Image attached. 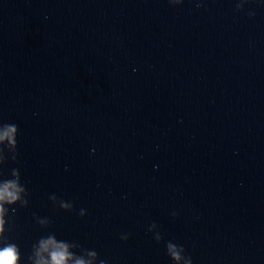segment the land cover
Wrapping results in <instances>:
<instances>
[{
	"label": "clouds",
	"instance_id": "1",
	"mask_svg": "<svg viewBox=\"0 0 264 264\" xmlns=\"http://www.w3.org/2000/svg\"><path fill=\"white\" fill-rule=\"evenodd\" d=\"M183 0H169L172 5H179ZM199 6V5H198ZM237 9L241 7L240 3L237 4ZM254 13H249V16ZM18 135L19 126L15 123L0 122V240L4 237L6 232V224L9 220L11 213L16 212V205L20 207L28 206V190L21 183V173L18 168H12L5 176L3 168L8 161L18 162ZM49 199L54 204H59V207L65 211H72L73 204L58 200L53 194ZM81 217L86 215V210L81 209L79 212ZM176 215L175 212L172 213ZM37 223L43 227H47L51 221L47 218H36ZM157 228L155 223L149 227V231ZM122 240H127L128 235H122ZM154 239L159 243L163 237L157 232ZM75 250H78L75 251ZM166 254L172 260L173 264H192V258L185 255V248L182 245H177L171 241L166 243ZM84 257H91L85 259ZM28 264H107V261L100 259L95 250H88L82 248L76 242L58 239L54 232L42 236L36 243L32 245L31 254L27 257ZM0 264H21V252L19 246L14 242L3 243L0 246Z\"/></svg>",
	"mask_w": 264,
	"mask_h": 264
}]
</instances>
